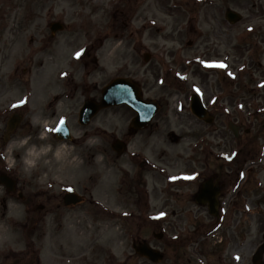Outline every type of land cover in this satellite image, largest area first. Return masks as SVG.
Masks as SVG:
<instances>
[{
    "label": "rangeland",
    "instance_id": "1",
    "mask_svg": "<svg viewBox=\"0 0 264 264\" xmlns=\"http://www.w3.org/2000/svg\"><path fill=\"white\" fill-rule=\"evenodd\" d=\"M171 1L177 5L175 6ZM0 2H2L0 10L4 14L15 16L14 19L10 18V25L16 24L20 17L36 14L34 11L39 5V0H0ZM44 2L47 6L42 15L46 17L49 14L47 12H50L48 8H52V14L67 23L66 29L50 38L45 19L44 21L36 19L34 29L33 24L24 18L25 24L13 34L12 44L7 45L4 52H0V72L3 73H0V84L4 81V89L0 88V95L4 93L0 98V103L2 102L0 107L8 102V99L19 97V94L13 90L14 82L23 83L26 78L34 79L32 95L28 100L33 109L31 112L25 108L20 110L24 116L23 125L14 135L31 136L33 142L37 143H51L53 146L59 144L53 140L51 132L44 136L42 129L39 128L40 125L33 126L32 118L38 116L43 119V114L51 109L44 107L45 99H42L52 91L48 80L44 77L49 75L47 70L53 67V64L47 62L48 54L53 53L52 59L60 63L64 54L67 52L70 54L81 46L83 36L76 35L78 37L76 41L72 36L74 28L76 32L80 22L70 17L76 19L74 15H77V12L81 13L82 26L86 25L88 16L92 17L89 14H93L91 37L96 42L92 52L101 55L98 67L93 65L92 80H96L94 84L109 79L114 70L116 72L119 70L124 58L126 64L119 71L126 74L128 70L132 73L139 70L137 74L141 76L147 74L145 96L158 97L162 105L150 128L131 138L128 145L129 154V151H126L125 154L117 157L110 149L111 134L119 136L126 130L130 111L121 105L102 111L87 127H75L79 129L76 133L80 139L65 143L69 146V150L62 160H52L49 164L42 163L31 174H25L18 165L14 176L20 186L26 185V188L32 191L31 204L39 201V198H33V190L38 191L48 187L50 188L48 193L54 192L58 195V192L66 186L78 188L80 191L84 189L82 192L87 193L88 198L91 194V198L99 204L92 205L85 202L78 206L65 207L61 202L55 212L43 211L44 209L40 208L26 211L25 205L16 194H4V199L0 203V264H27L30 258L32 264H119V261L123 263L126 260L127 264H151L133 253L131 236L136 233L148 238L165 252L164 260L158 264H264V194L259 191L264 190V161L262 155L251 158L256 155L264 142V116H256L251 126L243 125L244 135L239 131L236 138L226 127L229 120L237 121L238 118L239 121L240 115L249 108L245 104L249 99L244 97L252 92L250 90L252 81L250 82L249 78L252 76L253 79L254 76V81L256 83L259 81V84L264 81V0H155V4L150 8V14L146 15L154 18V24L151 29L140 30L139 37L127 32L130 30L129 25L121 35L117 25H113L112 8H105L100 2L95 3L91 0L53 2L44 0ZM226 6L240 12L242 19L235 24L229 23L224 18ZM103 27H105L104 33L110 30L108 36L96 35ZM115 33H118L116 37H114ZM31 36L34 38L29 43ZM102 37V45H98L97 39ZM139 41L144 42L143 46ZM146 51L150 56L148 63L144 64L142 57ZM110 52L113 53L112 56H107ZM132 57L133 60L129 63ZM21 59H24V63L20 64L17 74L5 79V73L12 70L15 63ZM201 60L202 63H207L206 67L200 66ZM162 61L168 70H165ZM211 61L223 63L224 67H221V70L226 76L222 71H212L214 67L208 64ZM42 64L44 66L41 68ZM241 68H243L241 71H237ZM108 70L111 71L108 73ZM236 71L235 79L238 81L230 82L228 76L235 77ZM35 73L38 75H34ZM175 75L183 80L185 78L186 82L174 81V79L178 80ZM79 77L80 74L74 75L73 81L78 82ZM41 82L44 85H40ZM188 89L198 90L206 105H209L207 99L210 102L212 97L217 95L218 101L216 100L214 106L229 110L231 115L223 113L224 109H221L222 113H220L212 108L215 114L212 123L206 124L198 120L188 110L189 95L186 97ZM70 92V94L74 92L73 86ZM259 100L264 102V89L259 95ZM71 103L72 101L64 103V106H69ZM241 103L244 105L242 109H240ZM2 119L3 117L0 118V141L3 142ZM218 127L219 138L213 134L209 135ZM101 128L107 130L106 136H103L105 133L100 131ZM206 131H209V134ZM170 134L177 135L178 140L173 141ZM199 138L201 140L196 142ZM203 139H205L204 143ZM216 139L220 144V153L230 152L239 144V154L234 162L241 158L242 164L247 161L248 164H252L246 166L249 167L247 173L250 175L245 186L253 191L252 197L247 202L248 210L246 214L240 211L234 212L230 220L226 219L224 227H221L222 238H216V233L205 234L202 238V234L197 233L184 241V238L191 235L192 230L198 227L197 224L207 223L208 217L202 212L203 209L197 206H192L191 213L186 214L183 202L179 198L165 197L160 190L162 179L158 175H155L156 182L150 175H145V181L151 186L152 192L154 187L156 188L154 198L148 201L151 210L147 212L153 211L165 215V210L176 211L179 205L182 206V210L185 211L177 212V216L172 213L171 217L165 215L164 219L180 225L177 227L175 224V230L170 228L172 234H178L177 240L183 242L177 249L175 246L170 249L167 245L166 229H163V237L158 240L153 237V233H159L157 227L151 230L146 222L142 221L137 228L135 215L128 221H123L113 218L111 212L104 213L102 210L111 208L116 212V210L134 208L137 211L138 206L143 205L140 202L144 203V201L136 203L137 195L130 194L131 189L137 185L134 182L139 180L134 179L133 173L139 162L134 155L135 151L139 156L142 153L148 155L157 169L165 168L171 173H176L184 171L187 167L192 171L196 167H201L205 156L201 152L202 147L205 148L206 145L203 150L208 151L210 148L214 152H219L216 147L207 146V140L215 143ZM194 146L199 149L197 152L193 151ZM240 149L243 151L240 152ZM131 157L134 158L133 163L128 162L133 160L130 159ZM206 162L211 167L214 164L210 159ZM122 169L128 171L126 175L128 181L126 185H119L121 192L118 193L116 189L118 177H124ZM229 169L228 167L227 170ZM258 183L262 187L258 186L256 189ZM85 186L91 192L86 191ZM245 186H240L239 194L245 195ZM0 187L3 192V187ZM164 215L161 216L162 219ZM176 218L180 221L178 222ZM217 233H220V230ZM206 238L208 241H204ZM225 238L233 242L231 246L225 243ZM197 246L201 247L200 250ZM39 253L40 258L37 260ZM131 253L130 258L124 260ZM200 259L206 261L201 263Z\"/></svg>",
    "mask_w": 264,
    "mask_h": 264
},
{
    "label": "flooded vegetation",
    "instance_id": "2",
    "mask_svg": "<svg viewBox=\"0 0 264 264\" xmlns=\"http://www.w3.org/2000/svg\"><path fill=\"white\" fill-rule=\"evenodd\" d=\"M51 1H55V0H51ZM92 1H96V0H92ZM151 1L153 0H115V4L112 5L110 7V9L112 8V12L111 15L112 17H114V24L113 25H117L119 32L121 33V35H123V31L125 29H127L128 25L130 30L127 32L130 33L131 35H134V37L138 36L139 31L137 30V28H135L134 24H137L140 22V17H141V4L144 5H150ZM155 1V0H154ZM2 2H0L1 4ZM45 3L44 0H39L38 2V6L36 7L34 13V15L32 16H28V17H24L26 18L30 24H33V28L35 27V21L36 19L40 20V21H44L45 19V23H49L52 19H58L56 18V16H54L52 14V9L49 12V14L44 17L42 15V13L44 12V8H45ZM103 6V5H102ZM95 13V12H94ZM52 14V15H50ZM92 15L93 14H89ZM91 16H88V21L86 22L85 26L81 25L82 22V18L81 15H74L73 19L72 17H70L72 20H75L76 22H80L78 25V28H76V32H75V28H74V32L72 33L73 38H75V41L78 39L79 36H83V41H85V43L90 47L89 49H86L85 54L81 57L80 62H78L77 64L70 62L71 57L70 54L67 52L66 54H64V56L61 58L62 61L60 62L61 65L63 66V70L66 71L64 73H59L60 70V63H57L59 61H55L52 59L53 57V53L52 54H48L47 56V62L50 63L51 65L53 64L54 67L58 68V72L57 73H53V71L51 70V68L48 71L49 75L46 76V79L49 81V85L52 89V91L58 92L53 96V101L48 100L46 102V108L49 109L51 107V109H49L47 112H45L43 114V119L44 120H52L53 118H56L59 114H63L66 117L68 116H76V114L78 113V111L80 110L81 105L83 104L84 100L86 99H98V85H94V82L92 81V74H93V62H97L96 58H94L92 56V52L91 49L93 48V43H92V25L94 23L93 18ZM14 19V17H11L7 14H4L2 10H0V52H4L7 48V45L10 46V44H12V36L13 34L17 33L18 30L25 24L24 22V18H18V21H16V24H11V19ZM137 21V22H135ZM135 22V23H134ZM75 23V22H73ZM133 25V27L131 26ZM104 28H101L99 30V32L96 35H104ZM35 29V28H34ZM122 29V30H121ZM28 30V29H27ZM25 30V31H27ZM118 33L114 34V37L117 36ZM46 35V34H43ZM78 35V37L76 36ZM53 36L50 34V38H52ZM34 37H30L29 39V43L31 42V40ZM7 39V40H6ZM41 39V38H40ZM39 39V40H40ZM48 40H49V36H48ZM74 41V42H75ZM82 41V40H81ZM11 50V49H10ZM9 50V52H10ZM133 60V57L129 59V63ZM24 63V59H21L16 68L14 73H10V74H6L4 76L5 79H9L13 76H15L17 74V70L20 66V64ZM44 66V64H42L41 68ZM95 67H97V64L94 65ZM139 72V70L135 71V73L129 72V70L127 71V73L125 75L132 77L135 79V77H137V73ZM76 74H80L79 80L78 82L73 81L74 80V75ZM22 82H14L12 84L13 90L14 92L21 94L23 92H25V85ZM73 83V85H72ZM74 87V92L72 94H70V90L71 87ZM0 88L4 89V81H2V83L0 84ZM65 89V90H64ZM70 89V90H69ZM100 89V88H99ZM4 96V93H2L0 95V98H2ZM3 100V99H2ZM72 101L71 105L69 106H64V103L70 102ZM108 108L104 109L107 110ZM12 111H18L20 112V110L16 107H13L11 109ZM7 117V112H4L3 114V119H2V124L1 126H4V122L6 120ZM22 125L19 127L22 128ZM79 126V124H78ZM134 130L130 129L129 132L126 133V131H122L121 132V137H123L127 143L129 144L131 141L132 137H135L138 133L140 132H134ZM217 135V134H216ZM114 140L110 143V149H112V145H113ZM108 147V145H106ZM106 150V149H105ZM105 150H100L102 152H105ZM113 150V149H112ZM131 159V158H130ZM128 162L133 163L134 160H128ZM135 165L133 164L132 167H134ZM137 169L133 171L134 176L137 178V175H139V180L142 181L143 178V183L144 185H146V181H145V175H151L152 170L149 167L147 162H143V161H139V163L137 164ZM135 167V168H136ZM230 168L229 170H227V168ZM125 172L126 174H128V171H126V169H122V173ZM236 169L233 165L227 164L225 167L221 164H217L211 167L209 165L208 162H206L205 166L201 167V171L199 172V175H197L195 178L193 179H186L185 181H180V182H176L173 183V186L171 187V190H168V195L170 197H174V198H179L180 201H182V205L185 207L186 209V214H190L192 211V206H197L199 209H203L202 212H204L205 216H207V223H203L201 222L200 224H197V230H211L214 225H217V223H219L220 220H216L214 222V219L211 217V215L208 212V207L206 205H199L197 202L198 199V191L199 189L202 187L203 183L207 184V187L209 190L213 189L214 187H218L217 189L219 190V196L218 198L220 200L223 201L224 206L227 208L226 210V217L228 220L231 219V216L234 212H237L238 210V205H237V201L233 200L235 197H237L238 199H240L242 197L241 194L233 192L230 193V188L231 185L234 183V181L236 180ZM2 174H7L9 176L12 175V173H10L9 171H5L4 169H0V175ZM12 177V176H11ZM7 179V178H6ZM8 180V179H7ZM131 183H133L131 181ZM137 183V182H134ZM9 187L12 188V182L11 184H9ZM6 187H3V195L1 197V200L4 199V194ZM8 193V192H6ZM17 194L18 197H20L22 200H26L27 197L26 195H28V197L31 195L32 196V192H28L26 185H21L19 184L18 180L16 179L15 182L13 183V191L9 192L8 195H14ZM147 191H145V194L147 195ZM248 189L245 188V195H243V198L246 199L248 196ZM34 197L35 198H39L40 201L38 203H33L31 204V201L25 202V210L31 206V207H35L37 206L40 209H44L43 211H49V210H57L60 207V199H61V194L59 193V196H56L54 193L49 194L47 191H41V192H33ZM130 194H135L137 195L138 199L141 196V191L138 188V183L137 185H135L132 189ZM151 195L153 196V193H151ZM147 197V196H146ZM233 200V201H232ZM182 206L179 205L176 209V211L171 209V213L174 216H177V212H183L185 210H182L181 208ZM140 212L135 213V217L139 216ZM224 219V218H223ZM176 220L179 222L180 219L176 218ZM209 220V222H208ZM226 222V219L224 221H220L219 226L220 227H224ZM151 230H153V226L152 224H148L147 225ZM180 226V225H178ZM140 227V223L137 224V228ZM162 227H166V229H173L174 230V222L172 220H169L166 222L165 226L162 224H159V229H161ZM171 231V230H170ZM224 231V230H223ZM222 231V232H223ZM224 234V233H223ZM220 238H222L220 236ZM142 239H146L148 242H150L152 244V246H156L155 244H153L149 239L145 238V237H141L139 236L138 233H136L135 235H133L131 237V241H135L136 243L140 242ZM166 243L167 245H169V248L172 249L174 248V246L176 247V249L179 246V243L176 242L173 239H166ZM227 245L231 246L232 245V241L230 239H228L225 242ZM181 245V244H180ZM172 260H170L171 262Z\"/></svg>",
    "mask_w": 264,
    "mask_h": 264
},
{
    "label": "water",
    "instance_id": "3",
    "mask_svg": "<svg viewBox=\"0 0 264 264\" xmlns=\"http://www.w3.org/2000/svg\"><path fill=\"white\" fill-rule=\"evenodd\" d=\"M228 17L231 22H235L239 16L236 14L229 13ZM54 25L58 26V24ZM53 29L56 30L57 27H54ZM112 84L113 85L109 86L110 88L108 87L109 90L107 91V93L103 95V101L97 107L95 106V104H92V107L96 108L95 111L101 106L126 103L130 105L137 113V115L132 121L133 125L135 126L134 128L139 129L145 126L146 122H148L152 115L158 110V104L154 101H142L141 95L138 93L137 87L127 79H116ZM191 111L196 116L206 121H211L212 119L208 116L207 111L205 110L198 96H192ZM91 114L94 113L92 112ZM17 121L18 119H14L13 125H10L8 127L7 135L13 129V126ZM230 127L233 129V131H235V127L231 125ZM114 148L117 150L118 153H121L124 150L123 145H121V143L120 146L116 144ZM216 193L217 190H215L214 196H209L206 188L202 189L200 193V195L204 198L199 199V201L205 202L204 200H207L209 202V206L212 213L215 212L217 206V203L215 201ZM65 200L67 204H72L76 202L69 196H67ZM139 253L141 255H145L146 257L154 261H159L162 258V254L149 249L145 245L139 248Z\"/></svg>",
    "mask_w": 264,
    "mask_h": 264
},
{
    "label": "clouds",
    "instance_id": "4",
    "mask_svg": "<svg viewBox=\"0 0 264 264\" xmlns=\"http://www.w3.org/2000/svg\"><path fill=\"white\" fill-rule=\"evenodd\" d=\"M32 119L36 125L50 123L38 116H33ZM41 139L45 138L41 137ZM68 150L67 144L53 146L51 143L33 142L31 136L11 135L6 143L0 141V161L5 171L11 172L19 165L25 174H31L42 163L49 164L52 160H62Z\"/></svg>",
    "mask_w": 264,
    "mask_h": 264
},
{
    "label": "snow or ice",
    "instance_id": "5",
    "mask_svg": "<svg viewBox=\"0 0 264 264\" xmlns=\"http://www.w3.org/2000/svg\"><path fill=\"white\" fill-rule=\"evenodd\" d=\"M80 55H81V53H80V52H77V53H76V56H77V57H79ZM220 66H223V65H220ZM61 122H63V121H61ZM160 215H161V216H163L164 214H163V213H161ZM237 259H239V257H237Z\"/></svg>",
    "mask_w": 264,
    "mask_h": 264
},
{
    "label": "bare ground",
    "instance_id": "6",
    "mask_svg": "<svg viewBox=\"0 0 264 264\" xmlns=\"http://www.w3.org/2000/svg\"><path fill=\"white\" fill-rule=\"evenodd\" d=\"M110 54V53H109Z\"/></svg>",
    "mask_w": 264,
    "mask_h": 264
}]
</instances>
